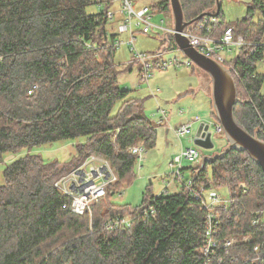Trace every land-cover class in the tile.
<instances>
[{"label": "trees", "instance_id": "1", "mask_svg": "<svg viewBox=\"0 0 264 264\" xmlns=\"http://www.w3.org/2000/svg\"><path fill=\"white\" fill-rule=\"evenodd\" d=\"M181 1L187 20L216 9V0ZM92 4L98 1L0 0V163L27 150L3 171L0 264H201L206 209L186 187L145 194L136 206L113 201L137 177L136 155L128 148L143 143L152 150L158 133L143 101L119 85L118 33L106 17L112 5L90 12ZM149 5L152 10L171 7L170 0ZM205 19L190 30L206 33L200 29ZM208 22L213 37L232 26L235 37L249 42L230 60L238 89L235 113L264 140V74L257 71L264 59V0L249 3L247 15L234 23L226 22L222 9ZM212 117L217 120L214 110ZM66 140L76 144V154L62 167L58 157L46 160L29 151ZM90 151L107 156L119 177L91 212L77 214L64 207L71 198L54 184ZM186 169L197 185L229 188L233 201L222 211L221 236L252 234L248 242L225 250L223 263L215 257L212 264H241L254 255L255 244L263 250L264 224H255L252 217V211L264 208V171L256 160L233 149L204 168ZM148 204L155 209L150 217L140 215L126 228H106L113 217L139 214Z\"/></svg>", "mask_w": 264, "mask_h": 264}, {"label": "built area", "instance_id": "2", "mask_svg": "<svg viewBox=\"0 0 264 264\" xmlns=\"http://www.w3.org/2000/svg\"><path fill=\"white\" fill-rule=\"evenodd\" d=\"M97 1L99 8H104V5L116 0ZM118 1L120 2V6H117V8L111 6L106 11V17L111 23H114L115 21L117 22L118 34L127 33L129 35L126 43L129 45L133 53L132 62H139L141 64L146 82L149 83L150 71L154 67L167 68L170 65L180 66L182 61L178 58L165 61L162 60L163 53L166 49L171 48V44H169L166 48L159 49L156 52L149 54L147 52L139 51L134 43L136 33L139 31L148 33L153 27H159L162 28L165 33L172 35L174 33V29L164 28L153 24L150 20L152 19L154 11L151 9L149 4L137 2L140 7L136 8V0ZM208 17L209 16H205V22L200 25V29L205 30L206 33H194L190 30L191 26L184 32V34L189 36L191 43L200 52L218 60L230 68L231 71L236 72L234 64L223 56L222 50L225 48L231 49L233 45H239V47H241L245 44H249V42L245 41L241 35L235 37L234 28L232 26L227 27L220 37L211 36L213 25L208 22ZM210 17L213 21L216 19V16ZM122 43L123 41L119 39H116L115 41L117 48ZM183 63H186L189 67L191 66L192 61L186 56ZM153 115L157 118V122L160 123L167 119L168 112L161 105H159ZM201 120L202 116L197 115L194 120H188L172 127L179 138H182L183 136L189 137L192 145L188 147L182 146L181 152L176 155L174 160L170 163L171 171L167 175L170 176L171 181H178L182 186L186 187L193 198L199 201L206 209L204 227L205 244L202 249L204 259L201 264H212L215 257L218 258L219 263H223L225 260V250L229 253L228 250L237 245L239 242H248L252 238V234L247 233L243 235L235 234L230 236H221L220 233L223 226L222 211H227L229 209L230 203L233 201V197L231 194L225 196L219 193L215 189L216 187H206L203 184L197 185L194 182V174H192V171L191 176L186 177L185 175L186 166L183 164L184 160H188L190 162L200 161L201 151L199 149L200 147L194 143L195 134L193 132V124L195 121ZM204 122L210 124V129L211 127H214V130L217 133L224 134V128L218 120L211 117V120ZM128 150L136 155V166L137 169L140 170L146 158L147 149L145 145L143 143H135L131 145ZM118 177L119 175L114 169L110 159L100 152L93 151L86 155V157L72 170L58 178L54 185L62 194L71 198L69 202L64 204V207H69L74 213L83 214L87 211L91 212L92 205L108 194L110 185L115 183L118 180ZM164 192L167 191L165 190ZM152 214H155V209L151 204H148L139 214L113 217L106 224V228H126L131 226L136 217L141 215L148 218ZM252 217L255 224H264V208L252 211ZM238 219V216H236L235 221L237 222ZM219 250H223L222 255H218ZM253 254L254 255L252 257L247 258L241 264L264 263V249L262 250V246L260 244L254 245Z\"/></svg>", "mask_w": 264, "mask_h": 264}, {"label": "rangeland", "instance_id": "3", "mask_svg": "<svg viewBox=\"0 0 264 264\" xmlns=\"http://www.w3.org/2000/svg\"><path fill=\"white\" fill-rule=\"evenodd\" d=\"M157 0H136L135 7L139 8V3L142 4H153ZM253 0H221L222 11L224 13L226 22L234 23L247 15V6ZM114 2V3H113ZM110 2L112 7L117 8L120 6L118 0ZM105 7V5H104ZM99 9L97 4H92L88 7L90 12L96 11ZM154 13L152 14V19L150 20L153 24L158 25L164 28H173L174 29V16L172 8H154ZM260 12L256 13V18L259 17ZM114 27L111 30L118 32L117 22L113 23ZM129 35L127 33H119L117 39L122 40L123 43L118 46L116 55H115V65L118 70V82L122 88H129L131 90L130 96L140 98L143 101L144 110L147 115H149L156 128L161 129L160 123L156 122L157 118L153 113L157 110L158 106L162 105V99L166 101H172V97L180 95L186 91L190 83L193 85L196 83L194 76H197L196 73H193L192 69L194 66L193 62L191 66H187L185 61L186 56L184 52L178 47L174 38L165 33L162 28L153 27L152 30L148 33L137 32L134 43L136 48L139 51L153 53L159 49L166 48L171 42L173 46L170 49H166L163 53L162 60H170L178 58L182 61L180 66L170 65L167 68L154 67L150 71L149 83L144 79V71L142 70L141 64L139 62H132L133 53L126 43L128 41ZM239 50V45H233L231 49L225 48L222 50L223 56L227 60L234 58ZM193 64V65H192ZM197 69H200L196 67ZM257 71L261 74H264V59L257 64ZM204 78L207 80V84L210 89H212V82L210 75L202 71ZM240 97L245 98V94L242 93L241 89ZM264 91V83L262 87ZM170 93L169 98L167 95ZM212 93V91H211ZM156 96H155V95ZM121 101H117L113 112H116ZM211 120V116L210 119ZM195 124V123H194ZM196 123L195 128L198 127ZM195 130V129H193ZM213 132L212 138L215 143V147L212 149H205L200 147L201 157L198 162H190L184 160L183 164L185 166H197L201 165L202 159L206 154L215 155L226 149L228 146V141L225 134L217 133L214 130V127H211ZM160 132V131H159ZM194 132V131H193ZM171 141V140H170ZM73 141H56L53 143H46L39 146H35L31 151L32 153L41 154L46 160H52L55 157H58L61 160L60 167L64 166L68 160L72 159V156L76 154V144L72 143ZM192 145V142L188 140L187 136L179 138L174 135L173 142L169 145L167 144L166 137L162 133H158V143L156 148L152 150H147L146 158L143 162L142 168L137 169L136 179L129 185H124L121 191L116 192L113 195V201L116 203H131L133 205H140L144 201L145 194H155L158 195L165 190L166 193H174L181 189V183L178 181H171L170 176L167 175L171 171L170 163L174 160L176 154L178 155L181 152L182 146L188 147ZM26 149L21 150L16 154H9L5 159L0 163V184L4 181L3 171L6 165L16 158L24 155ZM93 152V151H90ZM68 164V163H67ZM68 169L71 167L72 163H69ZM114 167V166H113ZM115 169V167H114ZM116 170V169H115ZM210 170V169H209ZM117 172V171H116ZM118 174V173H117ZM186 177L191 176V170H185ZM219 193L228 196L230 194L229 188L220 187L215 188Z\"/></svg>", "mask_w": 264, "mask_h": 264}, {"label": "water", "instance_id": "4", "mask_svg": "<svg viewBox=\"0 0 264 264\" xmlns=\"http://www.w3.org/2000/svg\"><path fill=\"white\" fill-rule=\"evenodd\" d=\"M174 16V33L171 35L178 47L193 62L195 67L210 75L212 82L213 108L217 120L224 128L228 141L226 149L218 154H206L201 162L202 168L208 162L224 158L231 150L247 151L264 171V140L252 134L238 119L235 106L238 102V89L230 68L218 60L200 52L192 43L188 35L184 34L193 23L205 16H217L221 11V0H216V9L202 12L192 20H187L181 0H170ZM210 124L202 122L194 138L195 145L212 149L215 143L212 138Z\"/></svg>", "mask_w": 264, "mask_h": 264}, {"label": "crops", "instance_id": "5", "mask_svg": "<svg viewBox=\"0 0 264 264\" xmlns=\"http://www.w3.org/2000/svg\"><path fill=\"white\" fill-rule=\"evenodd\" d=\"M192 69H194L193 73L197 74V76H194L196 83L194 85L190 83L182 94V97L178 93H175L177 95L172 97V101L162 99L163 108L168 112V116L164 122H160L161 129L159 131L166 137L167 144L169 145L173 142L174 135L177 136L172 127L188 120H194L195 116L201 115L202 120L195 121V124H193L195 134L199 125L204 121H208L207 119H210V116L212 117L214 108L211 89L202 74L203 70L196 67ZM169 95L170 93L167 95V98H169ZM196 123L199 124L197 128H195ZM156 129L157 133H160L158 128ZM187 138L189 140V137Z\"/></svg>", "mask_w": 264, "mask_h": 264}]
</instances>
